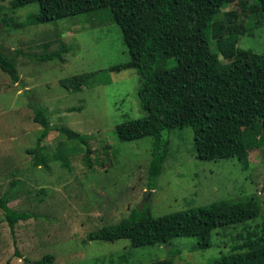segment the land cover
Masks as SVG:
<instances>
[{
    "label": "rangeland",
    "instance_id": "1",
    "mask_svg": "<svg viewBox=\"0 0 264 264\" xmlns=\"http://www.w3.org/2000/svg\"><path fill=\"white\" fill-rule=\"evenodd\" d=\"M11 1L0 0V16L24 21L40 10L38 3L13 10ZM233 7L224 5L222 11ZM62 41L71 48L64 63L58 58L38 63L34 58L55 52ZM0 42L3 51L17 61L22 78L21 83H13L0 69V197L9 192L12 209L35 215L20 222L13 235L0 208V264H36L46 254L55 257L53 264H109L96 262L121 253L128 256L124 264H148L172 256L176 264H208L227 251L234 243L230 239L245 236V226L256 228L262 223L263 217L250 220L227 230V237L216 229L212 247L204 251H193L196 238H174L167 245L139 248L131 247L129 240L88 241L90 233L118 224L133 209L148 206L159 217L221 200H247L262 191L264 145L250 153L249 168L244 170L235 158L197 159L191 127L166 130L168 157L156 188L150 190L147 168L154 140L121 143L116 135L117 125L141 118L145 112L138 98L137 70L107 71L131 60L122 31L108 10L24 29L8 30L0 21ZM239 46L264 53V24L242 36ZM16 50L23 53L17 55ZM176 63L170 60L167 67ZM95 71H103L101 78L81 92L60 86L62 79ZM31 103L48 111L51 125L90 138V169L81 147L74 156L72 147L66 149L70 169L62 168L60 161H52L49 171L32 165L26 150L36 145L43 128L34 122ZM81 106V111H68ZM67 139L53 131L44 145L57 152L53 146ZM12 181L20 183L13 189ZM259 197L264 199V194Z\"/></svg>",
    "mask_w": 264,
    "mask_h": 264
},
{
    "label": "trees",
    "instance_id": "2",
    "mask_svg": "<svg viewBox=\"0 0 264 264\" xmlns=\"http://www.w3.org/2000/svg\"><path fill=\"white\" fill-rule=\"evenodd\" d=\"M32 3H38L40 10L26 20L8 19L5 15L0 16V21L8 30L24 29L108 10L120 27L131 60L107 71L137 70L138 98L145 116L117 125L116 135L121 143L154 140L147 168L150 190L156 188L168 157L163 139L166 130L191 127L199 160L235 158L244 170L249 168L250 153L264 145V53L241 48L239 43L242 36L263 26L264 0H12L11 6L16 10ZM224 5L234 7L222 11ZM62 42L55 52L34 58L38 63L55 58L64 63V55L71 48ZM15 53L20 55L23 51ZM170 60L177 62L172 68L167 67ZM0 69L9 74L13 83H21L17 61L3 51L1 42ZM102 72L65 78L60 80V86L66 91L81 92L84 86L97 83ZM31 106L34 122L43 128L36 145L26 150L33 158L32 165L49 171L52 161H60L62 168L70 169L71 158H67L65 151L72 147L74 156L81 147L89 168L90 138L51 125L46 109L36 103ZM82 109L72 107L68 111ZM53 131L68 138L53 146L57 152L44 145ZM19 183L12 181L11 187L14 189ZM260 193L264 194V182L262 191L245 201L221 200L159 217H154L148 206L133 209L118 224L90 233L88 241L129 240L131 247L139 248L167 245L174 238H196L193 251H204L212 247L211 237L216 229H222L227 237V230L263 217L256 228L245 226V236H230L234 243L208 264H264V199L259 197ZM9 198L10 193L4 192L0 208L15 235L16 226L35 215L12 209ZM127 257L126 253L115 254L96 263L124 264ZM175 258L148 264H176ZM54 262L55 257L46 254L36 264Z\"/></svg>",
    "mask_w": 264,
    "mask_h": 264
},
{
    "label": "crops",
    "instance_id": "3",
    "mask_svg": "<svg viewBox=\"0 0 264 264\" xmlns=\"http://www.w3.org/2000/svg\"><path fill=\"white\" fill-rule=\"evenodd\" d=\"M9 206H10V204H9Z\"/></svg>",
    "mask_w": 264,
    "mask_h": 264
}]
</instances>
